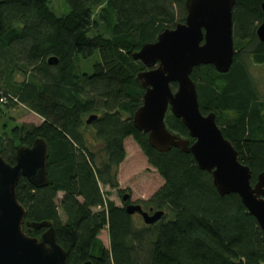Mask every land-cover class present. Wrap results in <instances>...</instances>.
<instances>
[{
	"label": "trees",
	"instance_id": "1",
	"mask_svg": "<svg viewBox=\"0 0 264 264\" xmlns=\"http://www.w3.org/2000/svg\"><path fill=\"white\" fill-rule=\"evenodd\" d=\"M184 1L105 0L95 19L99 0H65L68 10L62 15L50 9V0H0V96L6 105H25L42 119L39 126L14 129L13 137L1 142L0 154L14 164L18 146L36 137L46 141L47 186L35 188L20 177L16 198L25 221L52 223L66 253L64 264H264L261 229L240 198L219 195L210 173L198 169L191 154L156 151L132 124L144 93L135 77L145 69L132 54L162 30L184 22ZM261 1L235 0V52L228 72L201 65L190 75L201 113L215 114L239 162L249 167L252 185L264 171V97L245 58L264 64V43L255 34L263 20ZM94 52L99 62L91 72H79L78 58ZM50 57L57 59L55 65L47 63ZM91 115L96 118L88 124ZM164 122L170 132L189 138L169 112ZM128 137L162 179L147 201L164 214L154 223L144 263L138 249L154 225L134 230L131 215L102 191L118 187ZM105 228L108 248L98 239ZM42 231L26 233L40 237Z\"/></svg>",
	"mask_w": 264,
	"mask_h": 264
},
{
	"label": "water",
	"instance_id": "2",
	"mask_svg": "<svg viewBox=\"0 0 264 264\" xmlns=\"http://www.w3.org/2000/svg\"><path fill=\"white\" fill-rule=\"evenodd\" d=\"M234 4L235 0H185L184 22L162 30L155 41L143 44L132 54L145 67L135 77L144 93L141 105L132 115V124L147 135L150 147L156 151L176 148L191 154L198 169L210 173L219 195L236 194L257 221L264 243V171L257 173L252 185L249 167L239 162L235 148L218 127L215 114L201 113L196 86L190 77L193 68L201 65H210L221 74L230 69L235 52ZM260 9L263 20L255 34L264 43V0ZM47 63L55 65L57 59L50 57ZM171 84L176 85L174 91ZM168 110L181 121L189 138L166 128L164 118ZM95 118L91 115L86 123ZM47 157L48 146L41 137L34 138L30 145L18 146L14 164L7 163L0 154V264L65 263L66 253L56 242L52 223L25 221L26 211L16 198L20 177L35 188L47 186ZM127 197L124 195L123 200ZM124 210L128 215H140L147 225L164 214L160 210L150 213L139 204H127ZM23 226L44 231L40 237H32Z\"/></svg>",
	"mask_w": 264,
	"mask_h": 264
},
{
	"label": "rangeland",
	"instance_id": "3",
	"mask_svg": "<svg viewBox=\"0 0 264 264\" xmlns=\"http://www.w3.org/2000/svg\"><path fill=\"white\" fill-rule=\"evenodd\" d=\"M104 4L105 0H99V5L94 7L93 17L95 19ZM49 7L57 15H62L68 10L65 0H50ZM104 35L107 34L104 33ZM99 60L100 58L97 52H94L91 56L87 57L80 56L77 64L78 71L91 72L94 64L98 63ZM245 60L248 63V71L251 79L256 85L259 96L264 97V64L252 63L249 58H245ZM20 78V76L17 77V79ZM171 88L174 91L176 89V85L171 84ZM41 123L42 119L31 112L25 105L16 104L8 106L6 104H0V144L2 141H5V139L13 137L14 129H18L22 126L36 127ZM14 145H19L17 139L14 140ZM124 149L125 157L118 166L117 170L118 187L115 189L102 187V191L104 192L105 197L112 201L117 207H122L120 202L121 197L118 194L127 193L130 195L131 201L134 202L129 204L138 203L142 206L143 210L148 211L149 206L147 201L161 186L162 179L153 168L148 166L144 154L131 137L125 139ZM106 192L108 193L106 194ZM61 196V192L57 193L56 202L61 199ZM59 214L61 220L64 221L65 217L61 210H59ZM131 220L134 230H142L146 227L142 217L138 214H132ZM150 229V231L148 230L146 232V234H151L150 238L146 239L142 246L138 249L139 259L143 263L147 259L149 241L156 233V225ZM98 239L104 248H108L109 239L106 228L99 233Z\"/></svg>",
	"mask_w": 264,
	"mask_h": 264
},
{
	"label": "flooded vegetation",
	"instance_id": "4",
	"mask_svg": "<svg viewBox=\"0 0 264 264\" xmlns=\"http://www.w3.org/2000/svg\"><path fill=\"white\" fill-rule=\"evenodd\" d=\"M167 112H169V110L167 111ZM166 112V113H167ZM170 113V112H169ZM166 115V114H165ZM165 119V118H164ZM118 190V189H117ZM117 192H120V191H117ZM127 193H122V194H118L121 198V200H120V202H121V205H122V208H124L127 204H129V203H134L133 201H131V199H130V195L129 194H127L128 195V197H127V199L124 201L123 200V196L124 195H126ZM135 204H138V203H135ZM140 205V204H139ZM141 206V205H140ZM142 207V206H141ZM143 209V208H142ZM148 211L150 212V213H153L154 212V210L151 208V207H149L148 208ZM23 230L26 232V230L29 232L30 231V228H27V227H25V226H23ZM43 232V231H42ZM27 234V233H26Z\"/></svg>",
	"mask_w": 264,
	"mask_h": 264
},
{
	"label": "built area",
	"instance_id": "5",
	"mask_svg": "<svg viewBox=\"0 0 264 264\" xmlns=\"http://www.w3.org/2000/svg\"><path fill=\"white\" fill-rule=\"evenodd\" d=\"M5 102H6V101H5V98H4V97H2V96H0V104H2V105H3V104H5Z\"/></svg>",
	"mask_w": 264,
	"mask_h": 264
}]
</instances>
